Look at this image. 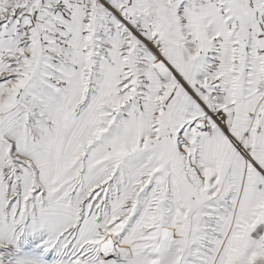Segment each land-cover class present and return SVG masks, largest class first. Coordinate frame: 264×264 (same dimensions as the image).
<instances>
[{"label":"snow or ice","instance_id":"6c2138e0","mask_svg":"<svg viewBox=\"0 0 264 264\" xmlns=\"http://www.w3.org/2000/svg\"><path fill=\"white\" fill-rule=\"evenodd\" d=\"M0 264H264V0H0Z\"/></svg>","mask_w":264,"mask_h":264}]
</instances>
